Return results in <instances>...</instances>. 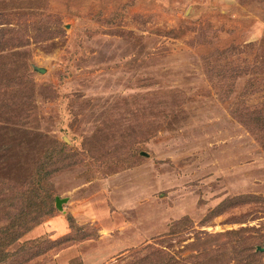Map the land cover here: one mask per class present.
Masks as SVG:
<instances>
[{
	"label": "rangeland",
	"instance_id": "rangeland-1",
	"mask_svg": "<svg viewBox=\"0 0 264 264\" xmlns=\"http://www.w3.org/2000/svg\"><path fill=\"white\" fill-rule=\"evenodd\" d=\"M263 245L264 0H0V264Z\"/></svg>",
	"mask_w": 264,
	"mask_h": 264
},
{
	"label": "trees",
	"instance_id": "trees-1",
	"mask_svg": "<svg viewBox=\"0 0 264 264\" xmlns=\"http://www.w3.org/2000/svg\"><path fill=\"white\" fill-rule=\"evenodd\" d=\"M41 178V177H40ZM38 181L40 182L41 180H39L38 179ZM50 212H51V210H50ZM167 259H165L163 262H165V264H171V257H166ZM151 262V261H150ZM150 262L149 263H146V264H150ZM163 262H161V263H159V264H164Z\"/></svg>",
	"mask_w": 264,
	"mask_h": 264
},
{
	"label": "water",
	"instance_id": "water-1",
	"mask_svg": "<svg viewBox=\"0 0 264 264\" xmlns=\"http://www.w3.org/2000/svg\"><path fill=\"white\" fill-rule=\"evenodd\" d=\"M37 69H38L39 72H45V69L44 68L38 67ZM259 250L264 251V245L263 246H260L259 247Z\"/></svg>",
	"mask_w": 264,
	"mask_h": 264
}]
</instances>
